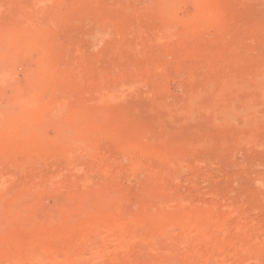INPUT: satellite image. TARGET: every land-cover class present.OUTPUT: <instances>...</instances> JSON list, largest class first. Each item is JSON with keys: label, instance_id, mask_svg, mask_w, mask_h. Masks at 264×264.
I'll use <instances>...</instances> for the list:
<instances>
[{"label": "rangeland", "instance_id": "374dc122", "mask_svg": "<svg viewBox=\"0 0 264 264\" xmlns=\"http://www.w3.org/2000/svg\"><path fill=\"white\" fill-rule=\"evenodd\" d=\"M33 1L34 0H10V4L8 0H0V3L2 2L0 5H4L3 3L5 2L9 3H5V7H0V32L4 35L0 34V37L1 35L2 37L6 35V37H9L10 34L13 33L26 35V32L31 30L30 32H33L32 35H37L36 38H39L40 44L43 43V45L41 44V46H43L42 48H46L48 51L51 50V57H55V55L58 57L55 58L56 62H54L57 65V69H60V76L66 75V69H69L71 60L69 57H64L67 56V53L69 54L67 51H70V55H72L71 57L74 58L75 62L78 61L77 59L82 58L78 62L85 63L84 70L91 72L94 69H106L109 73H104V76L108 78L109 81L113 79L112 82L116 83L120 81V86L124 85L121 87L124 93L122 92L123 94L120 98L104 102L101 101V103H99L100 101L97 99L98 90L96 88L85 89L82 93L78 94L74 93V97L72 93H68L64 96L66 92H62L60 88L43 92L44 98H46L47 95L49 96L46 98V101L52 98L55 102L57 97L61 98V101L57 100L56 105L63 106L65 101L64 106L66 105L69 107L70 103H72L71 99L74 100L76 97L87 107L100 109L103 118L97 125L103 127L104 131L108 134V139H106L101 147L105 156L103 166L106 165L105 167H108V171L111 173L103 182L111 185L114 183L115 186L121 188L125 195H127L126 201L123 203L125 207L123 210L127 213H133L138 211L145 203L152 207H157L160 201L157 196L146 198L142 191V186L144 187V183L146 182L145 180L149 179V172H152H146L149 170V167L148 163H144L151 162L154 163L153 165H156L154 160L152 158L144 159L143 164L144 167L146 166V171L143 167L142 169L131 172L126 168L127 160L125 159V161H123L124 158L122 159L118 151L116 152L117 146L120 143L130 144L134 148L142 151H151L161 155H175L176 159L173 165L174 168H178L179 172L176 177L173 175L176 174L175 170L177 169L172 170L174 169L173 165L171 170L175 172V174L171 175V181L170 175L169 181L165 180L167 177L163 179L165 176L160 173L156 176L157 181L154 187L156 190L158 189V191L161 190L164 192L166 199L163 203L164 207L169 210H177L175 198L179 197L185 205L195 209L214 214L228 213L232 218V223H234L237 218H240L241 221H245L244 223H248L249 226L255 225L258 227L254 231L253 237H255V240H258V243H264V122L262 119V117H264V104H261V102H264V98L259 101L261 95L264 96V86L262 87L263 90L259 89V87L256 88L257 86L254 87L255 92L252 90L253 87H249L253 92H251L250 89L246 91L247 88H243V90L240 88L242 91H237L238 96H245V92H243L245 90L246 94H250L254 96V98L256 96V99L259 101L258 103L255 99L257 102L255 101L256 103H254L253 100V106L255 107V105L259 104L254 110L256 115H261L260 118H258V115V122H256L262 125L259 127L255 122L253 126H247V128H251V133L246 127H242L244 125L241 124L244 123L241 117H237L235 120L238 124L234 122L235 124L226 125L221 121L220 115L213 117L210 115L212 114L211 110L208 108L205 109L204 107L201 108L200 106L203 101H205H202L203 96L204 99H207L211 95L210 92H212V94L214 90L217 92V84L225 82L227 78L230 79L227 80L230 82L232 80L231 77L236 78V81L242 79L240 76L248 78V75H251V78H253L257 73H260V68H263L262 72L264 73V0H229L227 3L228 8L226 7V12L223 17L224 25L222 24L223 26L218 30L219 32L210 30L206 35L210 36V39L205 37L203 40L200 39L199 41L188 40L187 43L185 42L183 44L181 40H178L181 37L177 35L179 36L177 38L176 36V32L183 29L182 24L177 23L175 25L172 31L175 32L174 36V33L171 34L172 32L160 36L161 33L158 31L160 30V27H158L160 26V17L156 13H151L155 10L153 9L152 11L153 7L151 5L148 6L149 3L146 4L148 2L147 0ZM27 5H31L30 7L34 5L32 7L34 10L31 8L29 14L26 13L28 12ZM35 6H40L38 7L40 11L37 12ZM42 6H45L43 10H41ZM176 6L177 10L175 8ZM24 7L27 9L24 10ZM144 8H147V11ZM174 10L176 18H187L188 15L192 14L194 5L192 0H176ZM17 11H20V13ZM149 11L151 12L149 13ZM35 12L38 14L34 15ZM19 15L26 17V19L24 18L23 21L22 17V20H20V17L18 18ZM40 16H42V18ZM27 18L35 23H30L28 25L30 21L27 22ZM49 20L52 22H49ZM156 20L158 23H156ZM39 23L41 24L39 25ZM20 24H23L22 30L20 29L22 27ZM40 26H42V28ZM10 28L12 29L9 30ZM29 28L30 30L28 31ZM39 29L42 33L38 32ZM105 29V40L104 38L100 41L93 39V37L100 32L99 30L102 31ZM23 30L25 31L24 33H22ZM4 31L5 33L6 31L8 33L10 32L9 36L8 33L5 35V33H3ZM211 32L214 36L210 34ZM215 32L217 33L214 34ZM151 39H154V41ZM171 39L174 41L177 40L176 42L179 41V44L181 42V45L175 42L177 46L174 47V41ZM160 40L162 43L165 41L163 43L164 45L160 43ZM200 41L202 42L200 43ZM152 43L154 45H151ZM151 46H155L153 48L156 51L151 48ZM65 47L68 48L66 52H64ZM42 48H38L37 53L41 54L42 52L40 51ZM61 50L64 51L58 53ZM39 54L37 55L39 56ZM37 55L36 57H38ZM59 57H62V59ZM34 58L35 56L33 57V61L35 62L36 59ZM53 60L54 58H52V61ZM222 78L223 81L220 80ZM234 80L235 79L232 81ZM1 82L3 83L1 84ZM0 84V87H2L0 90H5L7 91L6 93L9 94L6 95L5 91L3 93L0 91L1 115L10 114L12 111V114L18 112L22 105V103L18 104V102H21V100H19L21 99L20 93L18 92L19 90H17V93H19L17 94L18 96L16 93L13 95L16 91L13 90L16 87L10 77L5 76V78H0ZM13 87L15 88L13 89ZM58 89L61 90L62 96L59 94L60 90ZM259 90H261V92ZM11 93L12 95L10 97ZM63 93L65 94L63 95ZM196 93L198 97H196ZM251 93H253V95ZM3 94L6 97H4ZM201 94L204 95L202 96ZM15 95L17 96L15 97L17 100L15 103L19 105V109H17V105L12 101ZM67 96L70 97L68 98ZM65 98L68 100L66 101ZM193 99L195 101H193ZM239 99L240 98L237 100ZM194 102L196 105H194ZM234 102L235 111L239 109V111H241L244 103L239 105L240 103L237 104L236 100ZM10 103L12 107L15 106V109L13 108L12 110V108L8 106ZM197 103L200 109L197 107L194 109ZM190 104L194 105L192 106L193 108ZM184 106H189L190 108L188 107L184 110ZM261 107L263 108L262 111L260 110ZM188 109L191 110L188 112ZM201 109H203L202 112L200 111ZM3 111L6 112L3 113ZM237 127L241 128V130L243 128L245 129H243L241 133V131L238 132L239 128L237 129ZM244 130L249 133L245 135L246 132ZM54 131H52V128L47 127V133L50 137L57 134ZM242 134L243 137L241 138ZM248 134H251L250 137ZM54 154L55 157H53L51 152L42 153L39 157H35L34 159L37 160L40 158V161L38 160V165L40 166L36 164L38 163L36 160H31L36 162L35 165H37V167L35 165L30 166V162V165L28 162L25 164L24 162L26 161L23 162V160H14L11 162V166V164H5L6 159L0 158V174H10L7 176L9 178H14L17 176L20 169L26 167L25 171L28 170L26 180L31 182L36 180L40 175H49L52 174V172L54 174L58 173L60 176L55 179L56 181L72 179L79 181L85 178L86 175L88 178H92V180L96 178V173L86 171V165L82 163L84 167H80L83 169L79 170V172H73L69 165V160L72 158L71 153L60 155L55 152ZM58 157L61 158L58 159ZM121 159L123 162L119 161ZM148 159L150 161H148ZM1 163L4 165H1ZM124 163L125 165L123 166ZM175 163H178V165ZM15 165L18 166L16 167ZM19 165L22 166V168H19ZM110 165H112V171ZM154 168H156V166ZM154 168L152 167V169ZM159 175L161 176V180ZM12 184L9 185L10 189L14 187ZM243 224L242 227H244ZM246 224L245 226H247ZM173 230L176 233L180 231L179 227H175ZM232 232L234 233L235 230L232 229ZM136 240L137 239L132 240L128 245V251H131H127L128 256H126L127 254L124 255L126 256V260L123 258L124 256L121 257V259L123 258V260H121L122 262L125 261V263H128V260L130 261L129 253L131 252L140 257H143L144 253L146 254V250L143 249V246H140V242ZM140 249L142 251H140ZM114 255L112 253L111 256H109L112 257ZM241 256H243V254ZM245 256H243L244 259L240 257V260L237 259V261H235L236 259L223 258L224 264H264L260 262V260H264V255L258 260L259 262H255V260H252L249 256L245 258Z\"/></svg>", "mask_w": 264, "mask_h": 264}, {"label": "bare ground", "instance_id": "6f19581e", "mask_svg": "<svg viewBox=\"0 0 264 264\" xmlns=\"http://www.w3.org/2000/svg\"><path fill=\"white\" fill-rule=\"evenodd\" d=\"M41 1L43 2L45 0ZM147 1L148 2L145 3H149L148 6L151 5L153 7L152 11L153 9L155 10L153 12L149 11V13H156L160 17V26H158L160 27V30H158L160 31L159 33H161V35L159 34L160 36L171 33L177 23L182 24L183 29L181 28L182 30L179 29L180 31L176 32V36L179 35L181 37L178 40H181L182 44L185 42L187 43L188 40L199 41L200 39L203 40L205 37L209 38L210 36L206 35L210 30H220L224 25L223 17L226 12V7L228 8L227 3L229 2V0H192L194 5L192 14L188 15L187 18L181 19L179 17L180 19H178L176 15H174L176 0ZM8 2L11 4L12 1L10 2V0H8ZM5 3H3L4 5H0V7H5ZM28 6L29 5H27L28 12L26 13L29 14L30 9L34 5L32 7H30V5V8ZM38 7H36L37 12L40 11ZM44 7L42 6L41 10H43ZM27 8L24 7V10ZM175 8L177 10V6ZM32 9L34 10V8ZM144 9L147 11V8ZM20 11L17 12L20 13ZM37 12H35L34 15H37ZM42 16L40 17L42 18ZM19 17L20 20H22L23 17V21L24 18L26 19L24 16L19 15L18 18ZM26 21L28 22L30 19ZM31 21L28 22V25L30 23H35ZM50 21L51 20H49V22ZM156 23H158V21ZM40 24L41 23H39V25ZM22 25L20 24V26ZM40 27L42 28V26ZM11 29L12 28L9 30ZM15 29L18 30L17 28ZM20 29L22 30L23 26ZM40 29L38 32L42 33ZM29 30L30 28L28 31ZM30 31L26 32V35L10 34V32L8 33L6 31L8 36L10 34L9 37L11 38L6 37L5 31L3 33H5L6 36L2 37L3 34L0 32V34H2L0 37V78H5V76L11 78V81L16 87H13V89L15 88L13 91L16 90L13 95L15 93L16 95L20 93L21 99L19 100H21V102H18V104L22 103L19 109V105L15 103L17 102L15 97L18 95H15L12 101L17 105L19 111L12 114L13 111L11 112L10 110L11 113L5 115H1L0 113V158L6 159L5 164L7 165L11 164L14 160H23V162L26 161L24 162L25 164L27 162L29 164L30 162L31 165H29L32 166L35 165L36 162L31 160L35 157H39L42 153L51 152L52 155L55 152L60 155L71 153L72 158L69 160V165L72 171L79 172V170L83 169H81V167H84L82 164H85V168H87L86 171L95 172L96 178L92 180V178H88L87 175H84L85 178L79 181L74 179L56 181L55 179L60 176L58 173L54 174L52 172V174L49 175L37 176L38 178L31 182L26 180V174H28V170L25 171L26 167L20 169L17 176L14 175L16 178H9L8 176L10 174H7V176L1 173L0 264H224L223 258L236 259L235 261H237L240 257L244 259L243 256L246 255L245 258L249 256L252 260H255V262L262 258L264 255V243H258V240H255V237H253L254 231L258 228L255 225L249 226L248 223H244L245 221H241L240 218H237V220L232 223V218L228 213L214 214L195 209L185 205L179 197L175 198L177 210H169L163 206L166 199L164 192L161 190L158 191V189L156 190L154 187L157 181L156 176L160 173L165 176L163 179L167 177L165 180L169 181L170 175L171 181V175L176 172V174L173 175L176 177L179 172L178 168L176 166V168H174L173 165L176 159L175 155H161L151 151H142L134 148L130 144L124 143H120L117 146L116 152L118 151L120 157H122V159L124 158L123 161H125V159L127 160L126 168L129 171L134 172L142 169L144 164L148 163L149 170L146 171L145 166V171L147 173L148 171L152 172H149V179L145 180L144 187L142 186L143 195L146 198L157 196L160 201L157 207H152L145 203L136 212L127 213L124 211L123 209L125 207L123 203L126 201L127 195H125L121 188L115 186L114 183L111 185L103 182L111 173H109L108 167H105L106 165L103 166L105 156L101 147L106 139H108V134L104 131L103 127L97 125L103 118L100 109L87 107L76 97L74 100L71 99L72 103H70L69 107L66 105L64 106L65 101L63 106L56 105L57 100L61 101V98L57 97V100L54 102L52 98L46 101V98L49 97L48 95L46 98L43 97L44 91H52L53 89L55 90V88L62 89V92L65 91L66 94L63 93V95L65 94L64 96L68 93H72L73 97L74 93L78 94L82 93L85 89L96 88L98 90L97 99H99V103H101V101L104 102L120 98L124 93L122 91L123 89L121 90V87L124 85L120 86V81L116 82L117 79L115 81L116 83L112 82L113 79L109 81V79L104 76V73L107 74L108 72L106 69H94L91 72L84 70L85 63L78 62L82 58L77 59L78 61L75 62L74 58L71 57L72 55H70V51H67V47H65V51L61 50L58 53L62 51L69 52V54L65 53L67 56L63 54L65 56L63 57H69L71 63L67 62L70 63V66L66 64L69 66V69H66V75L60 76V69L58 70L55 64V58L58 57L56 55L55 57H51L52 53L50 52L52 51H48L46 48L43 49V46H41L43 43L40 44L39 38H36L37 35L33 36V32ZM99 31L100 32H98L93 39L100 41L104 38L105 40L106 29ZM24 32L23 30L22 33ZM212 32L210 34H212ZM216 33L217 32L214 34ZM171 34L174 36L175 32ZM179 36H177V38ZM212 36L214 35L212 34ZM151 40L154 41V39ZM176 41L177 40L174 41V47L177 46L176 43L179 44V41ZM181 42L179 45H181ZM201 42L202 41H200V43ZM160 43H162L161 40ZM151 45L154 44L152 43ZM40 47L42 48L40 51L42 52L41 54L37 53ZM153 47L155 46H151V48ZM37 54H39V56ZM36 55L38 57H36ZM34 56V59H36L35 62L33 61ZM52 58H54L53 61ZM59 58L62 59V57ZM60 67L62 68L61 65ZM260 69V73H257L253 78H251V75H248V78L240 76L242 79L239 80L237 78L239 81H236V78L231 77L232 80H235H231L230 82L227 81L229 79L227 78L225 82L221 84L218 83V86L216 85L217 92L215 90L213 94L210 92L211 95L208 94L210 97L207 99H204V94H201L203 96L202 101H206H203L200 105L201 108L204 107L205 109L208 108L211 110L212 114L210 115L213 117L220 115L221 121L226 125L234 123L237 117H241L244 123L241 124L244 125L242 127L247 128V126H253L256 121L258 122V118L261 116L259 114V117L256 115L254 108L259 105V101L263 100L264 96L261 95L262 99L260 97L258 101L256 96L254 98V96L246 94V91L249 89L251 90L249 87L254 88L257 86L256 88L259 87V89H262L264 86L263 68ZM220 80L223 81V78ZM2 83L3 82H1V84ZM240 88H242V90L243 88H247L246 91H243L245 92V96L237 95V91H242ZM253 88L252 90L255 92V88ZM200 89L199 92L201 93ZM17 90H19V93H17ZM252 90L251 92H253ZM0 91L3 93L5 90L2 91L1 89ZM259 91L261 92V90ZM6 92L7 91H5V94L9 95ZM59 94L61 95V90ZM251 94L253 95V93ZM11 95L12 93L10 97ZM4 97L6 96L4 95ZM196 97H198V95ZM238 98L241 100H237ZM255 99L258 101V105L254 107L253 100L254 103L257 102ZM65 100L67 101L68 99L65 98ZM235 100L237 104L240 103L239 105L244 103L241 111H239L240 109L235 111ZM193 101L195 100L193 99ZM11 103L14 104L13 102ZM11 103L8 106L13 110L16 105L14 104L15 106L12 107ZM261 104H264V102H261ZM190 105L192 107L196 104L194 102V105ZM188 107L184 106V108H182L186 110ZM196 107L199 108L198 103L194 109ZM262 109L261 107L260 110L262 111ZM189 110L191 109L187 111L189 112ZM202 110L203 109L200 111L202 112ZM4 112L6 111H3V113ZM262 119L264 122V117H262ZM257 122L256 124H258ZM235 123H237V121ZM258 125L260 127L262 124L260 123ZM47 127L52 128V131L56 129L54 132L57 134L50 137L47 133ZM238 128L239 127H237V129ZM243 129L241 130V128H239L238 132L241 131L242 133ZM250 129L251 128H247L249 131ZM244 131L246 132H244L245 135L249 133L246 130ZM248 135L250 137L251 134ZM242 137L243 134L241 135V138ZM54 155L58 156L57 154ZM54 155L53 157H55ZM60 158L61 157H58V159ZM146 158H152L156 165H153L154 163L151 162H145L143 164ZM122 159L119 161L123 162ZM34 160L38 162L37 159ZM148 161L150 160L148 159ZM36 164L38 165L39 162ZM175 164L178 165V163ZM1 165L4 164L1 163ZM37 165L35 166L37 167ZM124 165L125 163L123 166ZM172 165L174 168L172 170L177 169L175 172L171 170ZM15 166L17 167L18 165ZM111 166L112 165H110L112 171ZM151 166L153 168L156 166V168L152 169ZM20 167L22 168V166L19 165V168ZM10 184L14 185L12 189L9 187ZM242 224L244 227H242ZM245 224L249 227L245 226ZM175 227H179V233H176L174 231L175 229L173 230ZM232 229L235 230L234 233ZM135 239H137L140 242V246H143V249L146 250V254L144 253V256L140 257L131 252L129 253L130 261L127 259L128 263H125V261L122 262L121 260H123V258L126 260L128 252L131 251H128V245ZM141 249L140 251H142ZM110 253L115 255L110 257ZM125 254L127 255L124 256ZM242 254L243 256H241ZM121 257L123 258L121 259ZM260 262L264 263V260H260Z\"/></svg>", "mask_w": 264, "mask_h": 264}]
</instances>
